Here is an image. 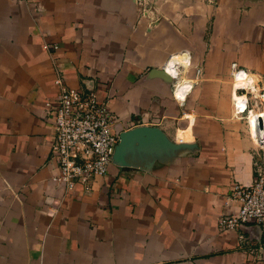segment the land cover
<instances>
[{
  "label": "crops",
  "instance_id": "0c3cea01",
  "mask_svg": "<svg viewBox=\"0 0 264 264\" xmlns=\"http://www.w3.org/2000/svg\"><path fill=\"white\" fill-rule=\"evenodd\" d=\"M154 2L0 0V264H264V218L218 223L264 173V0ZM58 74L107 102L112 131L196 146L65 189L44 110Z\"/></svg>",
  "mask_w": 264,
  "mask_h": 264
},
{
  "label": "built area",
  "instance_id": "2783aa9c",
  "mask_svg": "<svg viewBox=\"0 0 264 264\" xmlns=\"http://www.w3.org/2000/svg\"><path fill=\"white\" fill-rule=\"evenodd\" d=\"M46 47H56L45 44ZM197 68V72H199ZM239 72V69H238ZM55 82L59 91L54 98L44 101L45 112L54 115L52 151L57 157V171L51 179L71 190L80 181L86 190L95 175H102L112 163V153L118 141L112 131L114 119L107 102L99 100L92 87L86 89L67 86L61 75ZM247 104V101H246ZM226 204L236 202V210L219 216L218 223L225 229L264 218V173L248 183H234L226 196Z\"/></svg>",
  "mask_w": 264,
  "mask_h": 264
},
{
  "label": "water",
  "instance_id": "95a60500",
  "mask_svg": "<svg viewBox=\"0 0 264 264\" xmlns=\"http://www.w3.org/2000/svg\"><path fill=\"white\" fill-rule=\"evenodd\" d=\"M261 126V123H259ZM112 153V162L149 170L156 161L172 159L177 153L196 146L194 142L175 141L158 125L138 124L121 130Z\"/></svg>",
  "mask_w": 264,
  "mask_h": 264
},
{
  "label": "rangeland",
  "instance_id": "374dc122",
  "mask_svg": "<svg viewBox=\"0 0 264 264\" xmlns=\"http://www.w3.org/2000/svg\"><path fill=\"white\" fill-rule=\"evenodd\" d=\"M140 1H142V3H140L141 4V6H142V8H145V9H148V10H154L155 9V0L153 1V0H140ZM238 71V70H237ZM240 71V70H239ZM247 81V80H246ZM245 87L246 88H248V89H250V90H253L254 91V88H255V84H254V82L253 81H247L246 83H245ZM250 103H252V104H254L255 103V100H254V98H253V94H251L250 93ZM264 96V95H263ZM253 98V99H252ZM258 98H260V97H258ZM262 101V103H264V100L263 99H261ZM237 102V101H236ZM236 102H235V105H236ZM244 107H246L245 109H247V104H246V102H245V106ZM256 111H260V112H262V113H264V109H261V110H256ZM251 112H253V111H251ZM261 146V145H260ZM263 148H264V146H263Z\"/></svg>",
  "mask_w": 264,
  "mask_h": 264
},
{
  "label": "bare ground",
  "instance_id": "6f19581e",
  "mask_svg": "<svg viewBox=\"0 0 264 264\" xmlns=\"http://www.w3.org/2000/svg\"><path fill=\"white\" fill-rule=\"evenodd\" d=\"M259 123H261V126L259 125ZM252 124L254 126V136L256 137V139H258L260 144L264 146V124H263V121L261 120L260 117H258L257 119L253 118Z\"/></svg>",
  "mask_w": 264,
  "mask_h": 264
}]
</instances>
